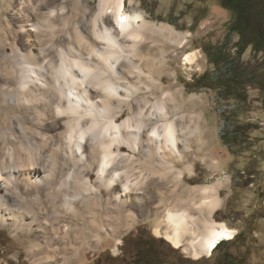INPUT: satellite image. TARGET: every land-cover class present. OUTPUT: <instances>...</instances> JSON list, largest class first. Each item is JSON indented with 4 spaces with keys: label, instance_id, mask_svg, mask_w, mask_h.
<instances>
[{
    "label": "bare ground",
    "instance_id": "1",
    "mask_svg": "<svg viewBox=\"0 0 264 264\" xmlns=\"http://www.w3.org/2000/svg\"><path fill=\"white\" fill-rule=\"evenodd\" d=\"M54 2L20 0L12 18L18 33L8 24L0 27V38L11 46L0 52V227L32 232L38 226L37 207L44 203L52 206L49 218L54 223L59 217L54 207L68 210L78 197L95 190L89 180L94 166L100 184L114 193L115 207L133 200L145 203L141 188L157 175L159 180L150 182H159L160 204H153L152 211H163L170 230L162 233L157 226L155 233L176 247L187 235L195 256L211 255L218 243L236 233L211 216L221 203L219 183L178 188L182 172L175 169L193 137L198 149L206 143L201 117L190 110L194 102L176 91L152 101L150 95L162 89L161 79L154 77L161 64L155 58L147 61L138 48L139 39L151 27L170 33L175 29L147 20L141 11L127 12L125 0H98L90 20L86 23L83 14L70 32L56 22L57 18L65 25L70 19L61 15L65 6L57 10ZM45 7L48 10L42 11ZM105 15L112 17L115 28L107 26ZM60 29L69 43L61 42ZM194 56L190 53L184 59L191 61ZM124 107L127 118L118 123ZM68 158L71 166L65 172ZM184 166L188 169L190 164ZM169 181L174 182L172 187L166 185ZM92 198L99 201L97 195ZM79 214L70 239L52 229L37 234L42 238L36 248L52 255L63 253L67 259L91 235L100 239L101 223L114 217L96 211L86 224ZM47 261L44 264H63Z\"/></svg>",
    "mask_w": 264,
    "mask_h": 264
},
{
    "label": "rangeland",
    "instance_id": "2",
    "mask_svg": "<svg viewBox=\"0 0 264 264\" xmlns=\"http://www.w3.org/2000/svg\"><path fill=\"white\" fill-rule=\"evenodd\" d=\"M78 1L80 2L79 11L75 10L76 0H55L52 5L57 10L65 6V11L61 15L65 19L67 16L70 19L65 25L57 18L56 22L70 32L83 14L87 23L98 8V0ZM19 2L20 0H0V27L5 28L8 24L18 33L17 23L12 18L13 10L18 7ZM124 5L127 12L141 11L147 20L157 25L169 24L175 29V33H170L153 26L139 39L138 48L147 61L155 58L156 63L161 64V67L157 68L153 74L154 77L157 76V79L155 78L157 81L161 79L162 89L157 94L150 95V98L155 101L164 92L176 91L184 100L194 102V108L191 107L190 110L201 117L206 143L198 149V141L193 137L190 149L183 153L184 159L175 162L177 164L175 169L182 172L178 188L184 185L199 187L219 183L218 195L221 203L211 216L234 228L235 236L232 239H224L227 242H223L219 248L214 249L211 255L195 256L189 243L191 238L189 239L187 235L183 238L182 244L176 247L165 236L155 233L157 226L162 233L164 230H170L163 211L159 213L152 211L153 204L155 206L160 204L157 197L159 182H150L152 179L159 180L157 175L150 177L142 186L143 189L141 188L145 203L141 204L133 200L124 206L115 207L112 204L114 193L109 194L104 185L100 184L93 166L94 171L92 170L89 180L93 183L95 190L90 195L86 193L78 197L77 199H80H76V204H71L68 210L65 207L56 210L54 207L53 212H58L60 217L54 223L49 218L52 206L44 203L45 205L39 206V209L37 207L39 223L37 222L36 226H38L32 232L26 229L14 231L8 227H0V264H38L40 261L44 264V260L63 261V264H133L131 261L138 246L142 248L141 253L144 255L143 251H146L150 245L155 247L153 255L151 254L153 258L148 262L150 264H223L224 255L226 259H235L236 264H264V91L256 85H247V100L245 103H240L233 97L219 100L214 88H195L191 83L194 77L212 67L207 61L204 47L206 44L216 45L223 40L231 18L230 11L222 7L218 0H125ZM26 7L29 11L30 6L26 5ZM48 7L42 8V11L48 10ZM104 19L107 26L116 27L111 16L105 15ZM59 33L61 42L69 43L67 37L64 38L62 29ZM14 37L15 40H20L19 36ZM236 39L237 36L233 35V41ZM9 40L12 41V38ZM9 44L10 42L0 38V52L10 49ZM160 49L162 51H159ZM190 53H194V59L185 61V56ZM135 58V61H140L139 58ZM261 58L262 54H255L251 46H248L241 55L243 62L257 67L260 66L258 62ZM144 61V59L141 60V63ZM138 94L142 95L143 92ZM229 111L238 113L237 119L240 122H248L252 125L247 134V143L250 142V146L248 144L233 147L223 145L218 136L222 120L220 113ZM122 112L123 115L118 123L127 118L126 107ZM122 149L128 151L125 145H122ZM206 155H209L211 159ZM139 156L140 153L136 155V158H140ZM66 160L68 162L65 172H68L72 158ZM184 163L190 164V167L185 168ZM145 171L148 173L149 169L146 168ZM175 173L176 171L170 175L173 177ZM166 185L172 187L174 182H166ZM96 195L98 202H94L92 198ZM196 202L198 203L197 200ZM96 211L103 217L114 214L111 219L114 222L104 220L101 223L100 239L96 240V237L91 235L89 242H86L76 253L70 254L67 259L64 258L63 253L52 255L36 248L37 242H40L38 239L42 238L37 237V234L51 233L53 229L57 235L67 236L68 240L72 237L71 228L78 220L80 221L77 214L80 213L81 222L88 224ZM111 225L114 226L111 227ZM199 225L201 226V222ZM41 242L43 243V240ZM13 256L15 259L10 258Z\"/></svg>",
    "mask_w": 264,
    "mask_h": 264
},
{
    "label": "trees",
    "instance_id": "3",
    "mask_svg": "<svg viewBox=\"0 0 264 264\" xmlns=\"http://www.w3.org/2000/svg\"><path fill=\"white\" fill-rule=\"evenodd\" d=\"M218 1L222 7L230 11L231 18L223 40L216 45L206 44L204 47L207 61L212 67L194 77L191 83L195 88H214L219 100L233 97L238 102L245 103L247 85H256L264 91V67H262L264 64V0ZM233 35L237 36L234 41ZM248 46L252 47L255 54H262L258 62L259 67L242 61L241 55ZM220 114L222 120L218 136L223 145L233 147L248 144L250 146L251 143H247V134L252 125L248 122H240L237 119L238 113L234 111ZM223 242L227 240H222L216 248H219ZM154 248L153 245L148 246L146 251H143V255L142 248L138 246L131 262L135 264L142 260V263L150 264L148 262L153 258ZM234 260L226 259L225 255L222 258L223 264H236Z\"/></svg>",
    "mask_w": 264,
    "mask_h": 264
},
{
    "label": "clouds",
    "instance_id": "4",
    "mask_svg": "<svg viewBox=\"0 0 264 264\" xmlns=\"http://www.w3.org/2000/svg\"><path fill=\"white\" fill-rule=\"evenodd\" d=\"M11 259H15V257L13 256V257H10Z\"/></svg>",
    "mask_w": 264,
    "mask_h": 264
},
{
    "label": "flooded vegetation",
    "instance_id": "5",
    "mask_svg": "<svg viewBox=\"0 0 264 264\" xmlns=\"http://www.w3.org/2000/svg\"><path fill=\"white\" fill-rule=\"evenodd\" d=\"M142 262V260H139L138 263Z\"/></svg>",
    "mask_w": 264,
    "mask_h": 264
}]
</instances>
